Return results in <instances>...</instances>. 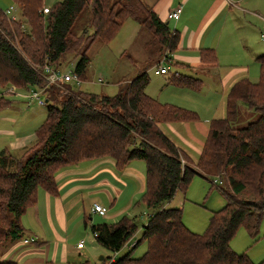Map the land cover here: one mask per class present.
I'll return each mask as SVG.
<instances>
[{
    "label": "trees",
    "instance_id": "trees-1",
    "mask_svg": "<svg viewBox=\"0 0 264 264\" xmlns=\"http://www.w3.org/2000/svg\"><path fill=\"white\" fill-rule=\"evenodd\" d=\"M12 2L22 19H9L0 7V82L43 89L46 115L35 130L34 144L15 158L20 160L17 170L7 169L15 156L0 151V244L22 236L20 217L35 202L38 188L56 193L57 168L87 158L111 157L118 166L140 159L146 165V190L141 199L147 220L130 250L109 264H264V259L254 263L245 252L230 246L240 226L253 236L264 216V52L255 58L258 80L241 78L231 85L225 117L210 121L203 148L192 161L159 124L196 120L198 114L159 102L146 93L150 65L111 96L74 91L70 86L62 93L60 87L47 85L41 72L45 63L60 66V57L70 51V38H76L78 32L90 33L91 43L107 42L127 18L138 20L140 27L146 23L152 36L158 38L159 58L165 51L172 52L179 34L151 7L141 0H58L43 13L44 0ZM137 9L141 13L137 14ZM91 43L83 48L76 43L71 49L77 53L74 70L80 79L85 78L91 61L86 55ZM200 56L205 67L214 65L212 49H201ZM170 82L198 89L201 79L178 75ZM239 103L247 112L258 114L242 126L235 124L241 114ZM9 104L6 93L0 94V108ZM195 175L213 186L217 176L221 182L217 188L226 200L222 208L212 212L202 233L185 226L180 207L167 206ZM137 224L135 217L123 216L115 223L92 224L90 229L102 247L115 253L135 235ZM142 241L145 252L133 256V249ZM0 264L15 263L0 260Z\"/></svg>",
    "mask_w": 264,
    "mask_h": 264
},
{
    "label": "crops",
    "instance_id": "crops-1",
    "mask_svg": "<svg viewBox=\"0 0 264 264\" xmlns=\"http://www.w3.org/2000/svg\"><path fill=\"white\" fill-rule=\"evenodd\" d=\"M141 1L179 34L176 48L169 52L171 63L185 67L196 75L209 73L218 66L239 63L241 73L224 79L225 84L232 80L230 88L237 79L247 78L243 76L248 66L252 61L256 62V56L264 50L257 48L256 41H253L257 25L264 24V0ZM177 4L182 6L179 18L166 19L167 11ZM261 41L264 43V40ZM203 48L213 50L214 65L205 67L200 56ZM174 76L176 74L168 75L160 85L150 82L149 77L145 91L159 102L179 104L185 108L187 105L179 99L183 93L170 82ZM165 88L170 91H165ZM11 107L10 101L8 106L0 108V151L6 150L20 158L34 144L35 130L43 121L20 128L16 126L18 115ZM159 128L192 161H196L209 124L201 122L198 117L192 121L162 122ZM54 181L55 194L38 188L35 202L27 206L20 217L22 236L2 244L0 260L15 264H99L95 262V252L100 254L98 259L103 262L105 257L110 256L107 253L114 252L96 241L90 226L102 222L115 223L123 216L138 220L145 207L141 198L146 190V165L140 159H132L123 166H118L111 157L83 159L57 168ZM93 203L106 207L107 212L104 215L93 212ZM182 221L191 230L183 214ZM135 235L115 252L114 259L130 250ZM81 240L83 245L78 247ZM133 251L132 255L138 257L139 254Z\"/></svg>",
    "mask_w": 264,
    "mask_h": 264
},
{
    "label": "rangeland",
    "instance_id": "rangeland-1",
    "mask_svg": "<svg viewBox=\"0 0 264 264\" xmlns=\"http://www.w3.org/2000/svg\"><path fill=\"white\" fill-rule=\"evenodd\" d=\"M57 1L58 0H44V3L49 7ZM12 4L13 2L11 0H0V7L3 10L8 9ZM14 6V12L11 14L8 13L7 17L13 21L20 22L22 19L20 10L16 5ZM137 11V14L141 13L140 10L137 9ZM90 35L91 34L87 32H83V34L78 32L76 38L75 36L70 38V51L66 52L59 59L62 61L60 64L61 71H69L73 69V64L77 59V53L72 52L71 49L76 43H78L80 48L91 43ZM262 37H264V24L260 23L257 25L256 35L253 36V41H256L257 48H264V43L261 41ZM157 40L158 38L156 39L152 36L146 23L141 24L140 27L138 20L136 22L131 18H127L116 35L110 40L107 42L95 40L90 44L86 51V55L91 61L87 67L85 78L80 79L79 82L71 80L67 83L53 85L60 87L62 93L69 91L66 87L70 86L74 91L83 90L111 96L117 93L120 86L127 85V82L131 77H134L143 67L150 65L147 69V74L151 80L150 82H155L159 85L168 75L171 74H176V76L192 75L190 77L193 79L199 77L201 83L198 89L189 86H176L177 90L183 93V96L179 98L180 101L187 105L185 108L195 111L201 122H207L209 124L212 119L225 117V99L232 80L225 84L224 79L241 73L242 69H240L239 63L218 66L209 73L205 72L202 74L200 72L201 75H196L194 72L191 73L190 70L185 67L177 66L173 63H167V65L170 66L169 71L171 74L154 75V64L158 61L159 55L162 52L161 47H159V40ZM13 41L22 52L18 42L15 40ZM258 50L259 49H256V51ZM24 56L28 58L26 55ZM160 59L161 57L159 60ZM28 60L31 62L30 59ZM243 77H247L251 81L258 80L259 65L257 62H251L248 66V71L245 72ZM99 78L102 81H99ZM0 83V94L6 93L8 99L12 102V107L10 109L14 110L18 115V123L16 126L24 128L29 124L36 125L43 121L46 115V104H38L34 101L33 103H30V105L25 106L22 101H24L25 104L27 103L28 98L26 95L29 93V89L17 87V83ZM9 85H16V88L14 89L15 93L4 92L5 87H8ZM167 86L171 88L169 85ZM169 88H165L164 90L170 91ZM41 97L44 99L42 95ZM239 109L241 112L239 119L236 122L234 121L238 126L245 125L247 122L254 120L258 116V114H255L253 111L247 112L243 103H239ZM15 158L16 157H13L9 163L7 167L8 170L18 169V164L16 165V162L19 163L20 160H15ZM214 179L215 183L213 186L204 177L198 175L193 176L185 191L178 189L173 199L169 202V206L183 208L182 214L184 221L191 230L196 233L204 232L208 226L212 212L225 205V197L217 188V186L221 185L220 179L217 176L214 177ZM221 180L222 185H226L227 187V182L224 179ZM145 208L146 207L143 208L140 217L137 220L138 227L135 232L136 235L134 242L140 237L143 225H145L147 220ZM93 215L95 214L93 213L92 216ZM1 246L2 245L0 244V248ZM230 246L236 252H245L254 263L263 260L264 216L260 221L256 234L253 236L248 234L244 226H240L231 238ZM145 250L146 243L142 241L134 248L133 253L139 254L140 256ZM107 254L110 255L109 257H112L115 253ZM99 255L100 254H96V252L94 253L95 262L99 264H109V258L104 256L105 258L103 262L98 259Z\"/></svg>",
    "mask_w": 264,
    "mask_h": 264
},
{
    "label": "built area",
    "instance_id": "built-area-1",
    "mask_svg": "<svg viewBox=\"0 0 264 264\" xmlns=\"http://www.w3.org/2000/svg\"><path fill=\"white\" fill-rule=\"evenodd\" d=\"M14 8H15V6H13V5L9 6L8 9L4 10L5 14L8 16V13L11 14L12 11L14 10ZM48 10H49L48 6H44L42 8L43 13H47ZM181 10H182L181 4H177L173 8H170L166 13V19L177 20L180 16ZM262 40H264V37H262ZM160 57H161V59L157 61V63L155 64V66L153 68L154 74H167L170 72L169 71L170 66L167 65V63L170 64L172 62L171 58L169 57V52L165 51L164 54L161 55ZM74 65H75V63L73 64L72 70L61 71L60 66H53V65H50L48 63H45L42 66L41 72H42V74L46 80V84L52 85V84H59V83H67L71 80H73L74 82H79L80 77L75 72ZM99 81H102V80L99 78ZM9 86L8 87L6 86L5 90H7L8 92L15 93L14 89L16 87L12 86V85H9ZM28 92L29 93L26 95L28 98L27 104L33 103L34 101H36L38 104H45V101H46L45 98L43 99L41 97V95L44 97V95H43L44 90L43 89L30 88ZM91 209L93 212H97L101 215H104L107 212V208H105L104 206H102L98 203H93ZM25 241H27V239H25ZM82 245H83V240H81L77 244L78 247H81ZM113 260H114V257L112 256V257H110L109 262H111Z\"/></svg>",
    "mask_w": 264,
    "mask_h": 264
}]
</instances>
